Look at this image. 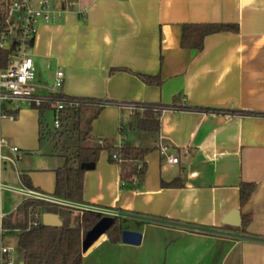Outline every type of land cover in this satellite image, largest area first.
<instances>
[{"label": "crops", "instance_id": "1", "mask_svg": "<svg viewBox=\"0 0 264 264\" xmlns=\"http://www.w3.org/2000/svg\"><path fill=\"white\" fill-rule=\"evenodd\" d=\"M187 24L237 31L207 36L201 50L186 49ZM32 60L38 95H50L62 69V95L102 104L79 108L78 131L73 112L55 130L52 111L28 104L14 122H0L9 144L1 150L7 159L0 161V227L14 264H23L18 237L29 222L17 190L54 195L56 170L86 137L152 151L138 189L121 187L120 165L106 150L85 174L81 204L149 222H126L125 230L142 234L141 245L115 244L106 234L83 254V264H264V0H79L59 23L38 27ZM140 75L159 77L161 85ZM119 103L175 109L163 111L159 133L131 129L123 136L122 125L136 121ZM162 146L178 164L167 162ZM242 183L255 185L245 205ZM60 211L63 225L73 222V212Z\"/></svg>", "mask_w": 264, "mask_h": 264}, {"label": "trees", "instance_id": "2", "mask_svg": "<svg viewBox=\"0 0 264 264\" xmlns=\"http://www.w3.org/2000/svg\"><path fill=\"white\" fill-rule=\"evenodd\" d=\"M226 31H237L234 25L226 24H187L183 26L181 45L186 49L201 50L207 36ZM141 79L149 85H161L159 77H147L140 75ZM84 105H100V101L93 99H78ZM137 110L132 115L136 125H122L121 134L127 135L129 130H138L147 134H157L160 131V117L164 110L175 109L174 106L159 104L133 103ZM47 106L39 108L43 111ZM189 109V108H186ZM192 110H196L190 108ZM75 125L73 130L78 131V110H73ZM209 113H218L217 110H206ZM58 133L49 134L51 137ZM101 142L102 145L88 148L84 146L87 140ZM103 150L110 154V161L120 165L121 187L123 189H138L142 186L146 173V156L152 151L150 148L124 145L116 147L112 141L86 137L81 140L74 152L66 158L65 166L56 170V188L54 196L72 203L83 202V182L85 174L93 170ZM117 155L119 160H113ZM26 181V180H25ZM178 185V181L171 183ZM255 189L254 184L242 183L240 185L241 205H245ZM33 202L25 203L23 209H28ZM44 212L62 213L59 209L44 208ZM104 216L86 212L80 218H74L73 222L64 223L60 228H51L41 225L38 228L27 230V224L22 227L18 237V248L24 253L23 264H83L82 242L86 234ZM111 227L107 231V237L112 243L121 242L122 231L127 228L126 220L111 218Z\"/></svg>", "mask_w": 264, "mask_h": 264}, {"label": "built area", "instance_id": "3", "mask_svg": "<svg viewBox=\"0 0 264 264\" xmlns=\"http://www.w3.org/2000/svg\"><path fill=\"white\" fill-rule=\"evenodd\" d=\"M78 3L79 0H0V122H14L25 104L37 109L47 106L53 113L54 129L60 130L64 113L79 110L84 105L76 98L62 95V69L56 72L54 84L49 89L50 95H38L36 68L32 60L38 27L59 23ZM119 107L128 110L131 115L137 110L133 103H119ZM8 146L7 139L0 133V161L7 159L1 154V150ZM11 151L18 153L19 149L12 147ZM168 152L167 146L160 148L161 155L166 157L169 164H178L179 159L170 156ZM113 160H119L118 156L113 155ZM17 192L25 201L35 203L28 209L27 230L42 225L44 208L71 211L75 215L74 218L91 212L113 219L149 222L147 219L120 211L72 203L33 188L21 187ZM4 236L5 232L0 227V264H14L13 249L4 246Z\"/></svg>", "mask_w": 264, "mask_h": 264}, {"label": "water", "instance_id": "4", "mask_svg": "<svg viewBox=\"0 0 264 264\" xmlns=\"http://www.w3.org/2000/svg\"><path fill=\"white\" fill-rule=\"evenodd\" d=\"M239 215V212H234L230 217ZM113 220L105 217L101 219L85 236L82 242V252L87 254L92 248L99 244L106 236L108 229L111 227ZM224 224L239 226L240 224L229 223L225 221ZM42 225L51 228H60L63 226V221L60 216L55 213H44L42 216ZM121 240L124 244L139 246L142 242V234L134 231L123 230Z\"/></svg>", "mask_w": 264, "mask_h": 264}, {"label": "rangeland", "instance_id": "5", "mask_svg": "<svg viewBox=\"0 0 264 264\" xmlns=\"http://www.w3.org/2000/svg\"><path fill=\"white\" fill-rule=\"evenodd\" d=\"M69 125H71V123H69Z\"/></svg>", "mask_w": 264, "mask_h": 264}]
</instances>
